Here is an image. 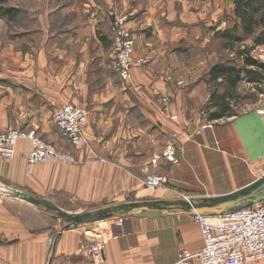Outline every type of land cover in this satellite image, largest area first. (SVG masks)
<instances>
[{
    "label": "crops",
    "instance_id": "0c3cea01",
    "mask_svg": "<svg viewBox=\"0 0 264 264\" xmlns=\"http://www.w3.org/2000/svg\"><path fill=\"white\" fill-rule=\"evenodd\" d=\"M105 1L6 0L20 14L0 18V132L37 126L75 162L28 165L26 140L13 159L0 160V264H93L84 237L91 223L68 227L55 213H101L108 225L124 215L102 264H177L181 251L197 254L203 245L184 198L229 197L264 171V93L238 116L199 114L209 97L200 79L215 55L207 44L226 26L205 29L233 0H139L127 26L133 60L147 63L125 82L110 47L116 9ZM63 105L86 110V145L72 147L59 134L52 117ZM173 132L174 163L162 157ZM148 174L166 183L148 191Z\"/></svg>",
    "mask_w": 264,
    "mask_h": 264
},
{
    "label": "built area",
    "instance_id": "2783aa9c",
    "mask_svg": "<svg viewBox=\"0 0 264 264\" xmlns=\"http://www.w3.org/2000/svg\"><path fill=\"white\" fill-rule=\"evenodd\" d=\"M129 19L116 11L112 14L110 24V47L113 54L114 65L120 81L125 82L131 76L132 69L143 66L147 60H133L135 37L128 28ZM182 83L180 82L179 85ZM166 103V99H162ZM264 114V111L259 112ZM171 120H176L175 116ZM52 121L61 136L72 147H80L86 144L83 135V125L87 121L86 110L63 105L55 109ZM211 127L205 125V128ZM169 143L162 152L169 162H176L178 147L177 133L169 134ZM26 140L29 143V151L26 157L28 165L57 161L61 163H74L75 159L70 153L63 152L52 144L42 140L37 134V127L29 129H11L0 132V160H10L16 155L18 141ZM258 178L264 175V171L258 170ZM165 179L156 174H148L144 180V187L148 191H155L165 184ZM187 206L193 205V198L185 197ZM108 225L103 221L99 229L86 231L89 241L88 251L93 264L104 262V247L106 243L122 234V226L125 217ZM191 219L201 229L203 245L197 254L183 250L178 254L177 264H188L196 259L198 264H247L264 259V198L249 206L234 209L218 214L192 213ZM104 225V226H103ZM111 226V227H110ZM51 242H49L50 244Z\"/></svg>",
    "mask_w": 264,
    "mask_h": 264
},
{
    "label": "trees",
    "instance_id": "16d2710c",
    "mask_svg": "<svg viewBox=\"0 0 264 264\" xmlns=\"http://www.w3.org/2000/svg\"><path fill=\"white\" fill-rule=\"evenodd\" d=\"M234 15L237 19L231 28L216 31L215 36L222 40V48L228 52H234L236 59L241 60V65L232 64V61H220L213 65L207 73L209 85L227 84L225 93L217 95L215 89L211 91L210 100L207 105L208 120H223L238 116L232 109L229 98L240 100L236 90L242 80L252 84L261 82L264 73V64L249 56L248 49H241L247 38L253 39L252 47L264 44V31L257 35L260 28H264V0H235ZM20 10L7 7L6 0H0V18L8 21L15 20ZM239 31V32H238ZM257 35V36H256ZM262 93L258 89L257 95ZM237 96V97H236Z\"/></svg>",
    "mask_w": 264,
    "mask_h": 264
},
{
    "label": "rangeland",
    "instance_id": "374dc122",
    "mask_svg": "<svg viewBox=\"0 0 264 264\" xmlns=\"http://www.w3.org/2000/svg\"><path fill=\"white\" fill-rule=\"evenodd\" d=\"M57 1L61 2L62 0H57ZM95 1H96L97 4H100V5H103V6L107 4L105 0H95ZM112 1H113V5H115V6H113L114 10L116 9V12L119 11L117 13L120 14V12H122L123 15L127 16V18L129 19V22L130 21L132 22V21L135 20V17L130 15V14L134 11L133 10L134 8H137V7L139 8V4H138V2H140L139 0H130L129 2H127V1L123 2V0H112ZM234 1L235 0L232 1V3H233L232 7L229 10L225 9L224 12H223L222 17H220L219 19H216L215 21H212L207 26V28H206L207 30L205 29V31H208L209 33H211L212 30H217V28H222L223 26H226L225 28H231L232 27V25L235 23V21H237L235 15H234V12H233V10H234ZM141 5H143V3ZM142 10H143V8L141 9V11ZM221 24H224V25H221ZM222 30H219V31H222ZM263 31H264V28H260L259 31L257 32V35H259ZM252 40L253 39H251V38H247L246 41L243 44H241V49H243V48L248 49L249 56H251L252 58L257 60L259 63L264 64V44L261 45V46H258V47H252V45H253ZM207 47L209 49L208 51L213 50L214 53H215L214 56L210 57V59H211L210 68L213 65H215L216 63L220 62V61H227V60L232 61V64H235L237 66L241 65V60L235 58V56L233 55L234 54L233 51L230 53L228 51L223 50V48H222V40L221 39L214 38L213 40H211L207 44ZM202 53H204V52L202 51ZM202 53L201 52H197L198 56L200 54H202ZM191 56L194 57L195 53L193 52L191 54ZM183 80L184 81H183V83L181 82L182 83L181 85H185V78H183ZM206 81H207V74L203 75L202 78L200 79V82L206 85V88L208 89V93H209V97H208V100H207L204 108L200 109V111H199V114L201 113V116H204V117H207L208 113H209V111L207 110V105H208L209 100H210L211 91L213 89H215L217 95H221L222 93H225L227 91V89H228V85L227 84L209 85ZM179 83H178V85H179ZM258 89L262 90V93H260L259 95H257ZM263 93H264V73L262 75L261 82H259L257 84H252V83H250V82H248L246 80H242L239 83V85L237 87V90H236V95L240 96L241 99L240 100L232 99L233 101H231L230 98H229L227 101H230L229 103L231 104V107L235 111L236 114H241V113H243L245 111H248L251 108H253L252 106L255 105V103L258 101V99L260 98V96ZM37 130H38V127H37ZM86 144H87V142H86ZM80 147H82V146H80ZM73 158H74V156H73ZM237 205H239L238 207L241 208V207H245V206H247L249 204H248V202L245 201V202H240ZM44 208H46V207H44ZM235 208L236 207L231 206V205H227V204L226 205L223 204V205L220 206V210H225V212L226 211H232ZM55 214H56V218L60 219L61 222L64 225L68 226V227L69 226L70 227H74V226L80 224V222L74 221L71 217L65 218L63 216H60L58 213H55ZM98 214H100V213H97L96 215H98ZM120 217H124V215L116 217V218H120ZM116 218L113 220V222H115L117 220ZM103 220L106 221V216H104ZM99 222H101V221H95V222L91 223L90 224L91 226H89L90 228L88 229V231H91V230H93L95 228L99 229L100 226H101V224H98ZM106 223H107V221H106ZM86 235L87 234H85V236H84L85 238H86ZM91 240L92 239L86 238V241L88 243ZM89 244H88V246H89ZM249 264H264V259L258 260V261H255V262H251Z\"/></svg>",
    "mask_w": 264,
    "mask_h": 264
},
{
    "label": "water",
    "instance_id": "95a60500",
    "mask_svg": "<svg viewBox=\"0 0 264 264\" xmlns=\"http://www.w3.org/2000/svg\"><path fill=\"white\" fill-rule=\"evenodd\" d=\"M264 198V175L259 179L255 180L252 184L247 186L246 188L234 193L229 197L215 198L207 200V202L200 204H193L192 206H187V209L191 213H200V214H218L221 212H225V210H220V206L223 204L231 205L237 207L240 202H248L249 205L257 203L259 200ZM247 205V206H249ZM54 209V207L51 206ZM239 208V207H238ZM60 213V212H59ZM61 216L68 218V215L64 213H60ZM74 221H78L80 223H93L95 221H102L104 219L103 214H85L82 216L72 218ZM90 226V225H89ZM90 228V227H88Z\"/></svg>",
    "mask_w": 264,
    "mask_h": 264
}]
</instances>
